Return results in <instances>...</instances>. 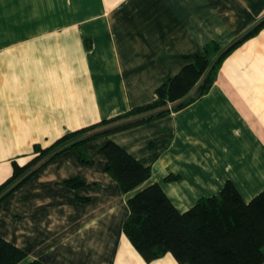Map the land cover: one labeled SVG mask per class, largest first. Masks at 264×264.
Instances as JSON below:
<instances>
[{
    "label": "crops",
    "instance_id": "0c3cea01",
    "mask_svg": "<svg viewBox=\"0 0 264 264\" xmlns=\"http://www.w3.org/2000/svg\"><path fill=\"white\" fill-rule=\"evenodd\" d=\"M263 19L264 0H0V184L36 143L153 101L187 56ZM108 140L150 165L143 186L159 182L182 212L228 180L252 200L264 189V27L202 98L88 141L89 162L68 149L12 192L0 235L27 252L22 264H186L170 252L146 261L125 234L138 188L124 192L107 172ZM75 177L84 184L65 183Z\"/></svg>",
    "mask_w": 264,
    "mask_h": 264
},
{
    "label": "trees",
    "instance_id": "16d2710c",
    "mask_svg": "<svg viewBox=\"0 0 264 264\" xmlns=\"http://www.w3.org/2000/svg\"><path fill=\"white\" fill-rule=\"evenodd\" d=\"M263 27L264 19L226 47L210 42L203 53L187 56L188 62L182 69L157 88L153 101L69 131L47 147L36 143L30 159L23 164L18 158L11 161L12 174L0 184V206L58 154L75 148L81 161L89 162L84 152L88 141L155 120L202 98L213 87L225 59ZM102 150L107 159V172L121 189L129 192L138 188L128 200L130 213L123 228L146 261L170 252L186 264H263L264 189L246 201L233 181L228 180L218 194L202 197L182 212L159 182L143 186L152 178L150 165L143 164L113 140H108ZM174 178L177 176L167 177ZM65 183L79 187L84 180L75 177ZM27 258L23 248L0 235V264H21ZM26 264L45 263L32 260Z\"/></svg>",
    "mask_w": 264,
    "mask_h": 264
},
{
    "label": "rangeland",
    "instance_id": "374dc122",
    "mask_svg": "<svg viewBox=\"0 0 264 264\" xmlns=\"http://www.w3.org/2000/svg\"><path fill=\"white\" fill-rule=\"evenodd\" d=\"M29 142V140H27L26 142L24 141V142H21V143H18V145H21V146H25V144H27ZM27 155H18L17 157H15L14 159H16V158H18L19 160H20V162L23 164L24 162H25V157H26ZM13 160V159H12ZM11 160V161H12ZM27 161V160H26ZM12 164V163H11ZM22 264V263H21Z\"/></svg>",
    "mask_w": 264,
    "mask_h": 264
}]
</instances>
